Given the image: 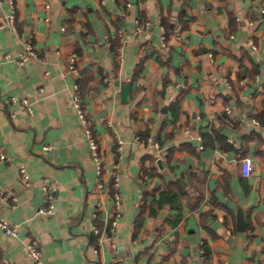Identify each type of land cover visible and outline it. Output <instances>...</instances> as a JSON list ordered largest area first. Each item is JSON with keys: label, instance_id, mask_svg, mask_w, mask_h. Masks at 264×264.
Segmentation results:
<instances>
[{"label": "crops", "instance_id": "0c3cea01", "mask_svg": "<svg viewBox=\"0 0 264 264\" xmlns=\"http://www.w3.org/2000/svg\"><path fill=\"white\" fill-rule=\"evenodd\" d=\"M14 4L18 34L0 0V215L17 235L0 228V264H30V238L43 264H264V0ZM116 35L117 58L109 45ZM28 38L37 56L19 66ZM71 53L81 76L88 70L84 108L100 174L71 102ZM116 81L131 82L127 102ZM138 132L161 144L137 141ZM150 157L156 172L147 176ZM44 178L57 182L47 214L39 212ZM113 178L121 214L110 231ZM161 189L178 200L152 212Z\"/></svg>", "mask_w": 264, "mask_h": 264}, {"label": "built area", "instance_id": "2783aa9c", "mask_svg": "<svg viewBox=\"0 0 264 264\" xmlns=\"http://www.w3.org/2000/svg\"><path fill=\"white\" fill-rule=\"evenodd\" d=\"M7 4L9 6V15L7 17V22L9 26L11 27L12 31L16 34H18V29L15 21V4L14 0H6ZM46 7L48 5L46 4ZM144 27V22H141V20H136V30L140 31ZM162 42L165 40V35H162L161 37ZM250 45L253 49H256V45L253 42H250ZM24 51L20 54L19 58L15 59V63L19 66L23 65L27 60H29L32 57L37 56V52L34 48L33 41L31 38H28L25 41L24 44ZM77 54L71 53L68 57V70L71 74L74 76L79 75L78 67H77ZM78 85L77 83L73 86V95L71 98V102L76 110V113L78 115V118L80 120L82 129L85 132V135L88 140L89 148L91 155L95 161L96 169L98 174L101 173L102 166H101V157L98 147V142L96 139V136L94 135L92 128L89 126L88 118L86 116V110L82 105V98L80 97V94L77 92ZM26 103V102H24ZM226 112H230V110L227 108ZM254 123H257V121L253 120ZM185 132H189L188 129L185 130ZM136 140L141 141L140 137L136 135ZM148 143H152L155 147H159V144L154 141L151 137L147 138ZM46 149H49L47 146H45ZM0 159H5V156L3 154L0 155ZM161 161L166 160L165 155L163 154L160 157ZM252 171V160L250 157L245 156L241 158V174L244 177L250 176ZM19 176L20 180L24 182L25 185L30 184L31 182V176L27 169L24 166L19 167ZM111 186L113 188V192L110 193V197L113 202V214L112 219L110 221V231H113L116 226V220L121 214V198L117 190V179L113 178L111 182ZM40 188L42 190V193L44 195V205L39 209V212H42L44 214L51 213V211L54 208V201L56 199V192H57V182L55 180H51L49 178H44L41 180ZM0 193H4L3 191H0ZM0 228L4 231V233L8 236H16L17 235V229L12 226L6 218L0 215ZM94 232L100 233V230L97 226H94ZM27 257L30 262V264H43L42 260V253L40 250V243L38 239L36 238H30L27 245ZM199 254L200 258H205V249L203 246H200L199 248Z\"/></svg>", "mask_w": 264, "mask_h": 264}, {"label": "trees", "instance_id": "16d2710c", "mask_svg": "<svg viewBox=\"0 0 264 264\" xmlns=\"http://www.w3.org/2000/svg\"><path fill=\"white\" fill-rule=\"evenodd\" d=\"M162 24L165 26V28H167V26H168L167 21L162 20ZM109 45H110L111 51L115 54V57L117 58L118 48H119V45H120V38L117 35L112 37L110 39V44ZM117 66H118V64L116 63V67ZM78 71H79V75L77 76V82H76L77 85H78L77 92L80 94V97L82 98V105L84 107V95H85V93L87 91V85H86L87 77H86V73L88 72V70L84 71V75L83 76H81V72H80L79 68H78ZM86 116L88 118L89 126H90V128H92V126H91L92 121H91L89 113L87 111H86ZM92 131L94 133L93 128H92ZM137 135L140 137L142 142L148 143L147 142V138L150 137V134L148 132H144V133L138 132ZM158 143H159V145L161 144V142H158ZM167 157H168V154H167ZM149 161H151L150 170H148L147 168L145 169V174L147 176L154 175L155 172H156V167L154 165L155 158L154 157H150ZM112 192H113V188H112V186L110 184V193H112ZM177 200H178V194L176 192H174V191H172L170 189H161L159 191V199L151 202L149 206L151 207L152 212H153V211H156L157 208L163 207L165 204H169V205L173 206ZM170 217L171 218H168L169 222H171V223L178 222V214L171 215ZM138 218L140 219L139 216H138ZM139 219L136 220V222H137V224H136L137 226L136 227L137 228L140 226L139 225L140 224ZM204 249H205V247H204ZM205 257H206V249H205Z\"/></svg>", "mask_w": 264, "mask_h": 264}, {"label": "water", "instance_id": "95a60500", "mask_svg": "<svg viewBox=\"0 0 264 264\" xmlns=\"http://www.w3.org/2000/svg\"><path fill=\"white\" fill-rule=\"evenodd\" d=\"M116 85H119L120 87V97L122 102H127V97L130 89L131 82H123L120 83L119 81L115 82ZM157 164L158 166L162 169L163 164L160 158L157 159ZM245 226L244 218H243V213L241 210H238L237 212V228L238 230H243Z\"/></svg>", "mask_w": 264, "mask_h": 264}]
</instances>
